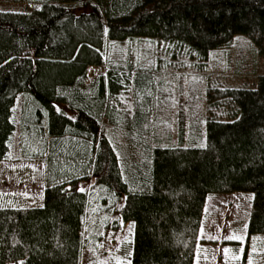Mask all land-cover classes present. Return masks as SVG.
Instances as JSON below:
<instances>
[{
	"label": "trees",
	"instance_id": "1",
	"mask_svg": "<svg viewBox=\"0 0 264 264\" xmlns=\"http://www.w3.org/2000/svg\"><path fill=\"white\" fill-rule=\"evenodd\" d=\"M26 1L0 8V160L21 96L45 190L0 195V264H82L127 225L110 264H194L209 195L251 194L248 235L264 237V68L208 72L240 38L264 61V0ZM91 66L106 72L89 82Z\"/></svg>",
	"mask_w": 264,
	"mask_h": 264
},
{
	"label": "rangeland",
	"instance_id": "2",
	"mask_svg": "<svg viewBox=\"0 0 264 264\" xmlns=\"http://www.w3.org/2000/svg\"><path fill=\"white\" fill-rule=\"evenodd\" d=\"M35 5L37 3L26 0H0L2 9L28 11ZM263 68L264 61L261 60L259 54L246 39L240 38L230 47L226 57L213 59L208 72L213 76L214 73L217 75L222 71V77H229L230 81L254 80L257 72ZM105 72V66H91L87 79L90 82ZM166 76L172 83L183 82L184 86L180 88L186 90V83L181 79L180 72H171ZM177 98L178 95L175 94L172 100L175 101ZM179 101L172 103L171 108L177 107ZM21 108L22 97L20 96L14 110L17 129L10 142L8 156L0 160V195L13 202L37 204L42 201L44 195L45 164L41 160L26 159L22 154L19 119ZM250 196L251 194L237 193L209 195L200 231V235L204 238H201L199 243L194 264H264L263 235L248 238L247 233L246 238V221L249 216L247 212L251 208ZM130 229L127 225L121 230L106 231L107 235L98 248L83 250L82 264H110L115 260L113 258L119 255L120 246L128 237ZM229 237H239V239H229ZM202 240L203 242L209 241V243L202 245ZM244 250L247 251L246 259Z\"/></svg>",
	"mask_w": 264,
	"mask_h": 264
},
{
	"label": "crops",
	"instance_id": "3",
	"mask_svg": "<svg viewBox=\"0 0 264 264\" xmlns=\"http://www.w3.org/2000/svg\"><path fill=\"white\" fill-rule=\"evenodd\" d=\"M247 213L249 214V212H247ZM248 219H249V218H248ZM248 219H247V221H246V229H247V230H246V238H247V233H248ZM106 235H107V233L105 234V237H106ZM200 238L203 239L204 237L200 235ZM248 238H250L249 235H248ZM245 240H246V239H245ZM248 240H249V239H247V241H248ZM203 241H204V240H202V245H206L207 243H209V241H208V242H203ZM210 242H211V241H210ZM243 245H244V244H243ZM102 250L105 251V249H102ZM246 252H247V251L244 250V255H245V256L247 255Z\"/></svg>",
	"mask_w": 264,
	"mask_h": 264
},
{
	"label": "snow or ice",
	"instance_id": "4",
	"mask_svg": "<svg viewBox=\"0 0 264 264\" xmlns=\"http://www.w3.org/2000/svg\"><path fill=\"white\" fill-rule=\"evenodd\" d=\"M81 191H83V189H81ZM233 238L239 239V237H229V239H233ZM21 264H23V261L21 262Z\"/></svg>",
	"mask_w": 264,
	"mask_h": 264
}]
</instances>
